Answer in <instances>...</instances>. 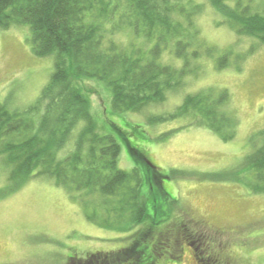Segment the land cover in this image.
I'll use <instances>...</instances> for the list:
<instances>
[{"label": "trees", "instance_id": "1", "mask_svg": "<svg viewBox=\"0 0 264 264\" xmlns=\"http://www.w3.org/2000/svg\"><path fill=\"white\" fill-rule=\"evenodd\" d=\"M208 1L239 37L257 40L247 53L207 43L194 20L201 6L192 0H0V31L27 26L34 54L54 57L51 79L33 106L20 110L0 98V160L8 170L10 191L32 178L47 177L90 205V222L125 232L142 225L130 234L126 247L82 259L75 254L73 264H156L160 256L180 257L174 249L182 239L202 252L183 222L171 226L173 238L170 230L160 229L177 199L164 185L167 174L132 140L152 139L147 127L122 115L144 114L170 93L182 92L203 57L223 69L241 65L264 45V0ZM165 54L177 63L164 61ZM92 79L111 93L103 123L80 85ZM230 100L226 88L188 92L173 112L150 114L146 121L154 126L187 118L185 125L157 139L198 125L229 141L239 125L228 108ZM260 134L262 143L247 158L249 172L236 179L251 192L264 194V129ZM123 148L135 163L130 171L119 166Z\"/></svg>", "mask_w": 264, "mask_h": 264}, {"label": "rangeland", "instance_id": "2", "mask_svg": "<svg viewBox=\"0 0 264 264\" xmlns=\"http://www.w3.org/2000/svg\"><path fill=\"white\" fill-rule=\"evenodd\" d=\"M192 1L201 6L194 20L207 43L241 54L256 44L253 38L239 37L208 0ZM30 39L27 26L0 31V98L20 110L38 101L54 71V57L36 56ZM163 59L177 63L172 54H165ZM198 64L196 74L187 77L182 92L170 93L167 100L152 105L144 114L122 115L147 127L152 139L132 140L140 143L167 174L164 185L177 199L170 217L159 224L160 229H168L170 236L176 237L171 226L183 222L190 241L203 246L202 252H195L182 239V247L174 249L180 257L160 256L156 264H205L206 260L218 264H264V194L251 192L236 179L239 174L247 175V158L263 141L260 132L264 129V45L238 66L219 69L214 59L207 57ZM80 85L89 94L93 111L103 123L107 119L110 91L93 79L81 80ZM210 87L226 88L231 94L228 108L239 122L234 139L225 141L198 125L184 126L163 140L157 139L185 125L187 118L152 126L147 124L146 116L173 112L188 92ZM114 119L124 123V118ZM119 166L127 171L135 167L125 148ZM9 181L8 170L0 160V264H73L70 259L75 254L76 259H82L126 247L131 242L130 234L142 226L125 232L90 222V205L78 202L47 177L32 178L13 191ZM103 211L105 208L99 212L104 214ZM202 256L204 260L199 259Z\"/></svg>", "mask_w": 264, "mask_h": 264}, {"label": "flooded vegetation", "instance_id": "3", "mask_svg": "<svg viewBox=\"0 0 264 264\" xmlns=\"http://www.w3.org/2000/svg\"><path fill=\"white\" fill-rule=\"evenodd\" d=\"M196 222V221H195Z\"/></svg>", "mask_w": 264, "mask_h": 264}]
</instances>
